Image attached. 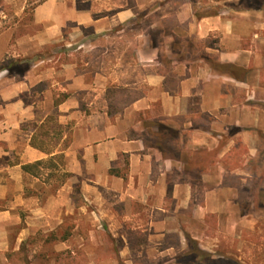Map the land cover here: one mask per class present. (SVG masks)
I'll return each instance as SVG.
<instances>
[{"label": "crops", "instance_id": "1", "mask_svg": "<svg viewBox=\"0 0 264 264\" xmlns=\"http://www.w3.org/2000/svg\"><path fill=\"white\" fill-rule=\"evenodd\" d=\"M2 3L0 264H251L264 0Z\"/></svg>", "mask_w": 264, "mask_h": 264}, {"label": "rangeland", "instance_id": "2", "mask_svg": "<svg viewBox=\"0 0 264 264\" xmlns=\"http://www.w3.org/2000/svg\"><path fill=\"white\" fill-rule=\"evenodd\" d=\"M0 0V28L14 23L16 16L12 5L2 3ZM20 0H18L19 2ZM32 4L27 2L24 8V13L30 12ZM6 14V17H2ZM261 148L259 157L250 166L252 174L251 180L248 181L249 188L248 195L245 197L246 201L243 203L246 209L250 210V218L254 221L256 226L255 236H259L258 243L250 244V261L251 264H264V139L260 143ZM82 235L83 232H81ZM100 237H105L106 234L101 230ZM71 248L84 251H90L91 247L85 242H81L79 238H72L70 240ZM30 246V244H29ZM100 264V262L98 263ZM226 264H238L232 260H227Z\"/></svg>", "mask_w": 264, "mask_h": 264}, {"label": "trees", "instance_id": "3", "mask_svg": "<svg viewBox=\"0 0 264 264\" xmlns=\"http://www.w3.org/2000/svg\"><path fill=\"white\" fill-rule=\"evenodd\" d=\"M3 27L0 28V30L2 29ZM1 66V64H0ZM44 164V161L42 160H38V161H35L33 163H28V164H23L21 167L24 171H27V172H30V173H33V174H37V171L39 169V166L43 165ZM70 230H69V227H66L64 230H63V233L61 234L60 236V239H65L66 236L69 234ZM55 239H58L57 237H55V233L53 231L49 232L45 239H44V243H48L50 240H55ZM195 251H198L200 252L197 248L194 249ZM23 253V249L20 248L18 250V252L16 254H21L22 255ZM36 255H39V254H36ZM40 256V255H39Z\"/></svg>", "mask_w": 264, "mask_h": 264}]
</instances>
